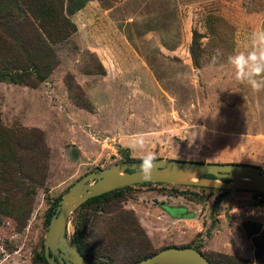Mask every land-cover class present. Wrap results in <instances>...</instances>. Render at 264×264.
I'll return each mask as SVG.
<instances>
[{
    "label": "rangeland",
    "instance_id": "obj_1",
    "mask_svg": "<svg viewBox=\"0 0 264 264\" xmlns=\"http://www.w3.org/2000/svg\"><path fill=\"white\" fill-rule=\"evenodd\" d=\"M73 1L62 12L75 30L52 46L57 62L44 80H0V125L34 173L16 169L17 180L0 183V264H44L50 208L83 175L125 154L140 159L128 147L136 135L157 158L264 168V88L231 62L257 49L264 0H87L70 14ZM119 192L70 217V238H83L94 261L200 244L224 264H264L261 192L161 182ZM123 236L135 251L117 246Z\"/></svg>",
    "mask_w": 264,
    "mask_h": 264
},
{
    "label": "trees",
    "instance_id": "obj_2",
    "mask_svg": "<svg viewBox=\"0 0 264 264\" xmlns=\"http://www.w3.org/2000/svg\"><path fill=\"white\" fill-rule=\"evenodd\" d=\"M86 1L87 0H74L73 2H76V6H70L71 9L68 10V13L71 14L76 9H80L86 4ZM63 4V0H0V25L4 27L5 31L13 34L12 36L14 37L12 41L7 35L3 34L4 32H0V80L9 77L10 82L28 83L29 76L33 73H35L34 76L37 79L44 80L47 73L53 70L52 68L57 62V58L52 46L67 40L75 30V26L62 12V9H64ZM197 43V37H195L194 43L191 44L190 47V52L195 64H199V48ZM18 70H21V72ZM80 104L90 107L86 102L80 101L79 105ZM9 135L10 132L0 125V183L9 184V182H13L14 179L17 180V178H15L16 169H20L23 175H29L31 179L34 178L32 169L23 166L25 158H22L23 152H20L19 149L10 145V141L12 142V140ZM15 148L17 150H15ZM124 159L135 161V159H131L128 154L124 155ZM208 177L212 178L213 176ZM146 183L141 185H146ZM124 187L91 197L87 199L80 208L94 203H101L103 198L116 192L122 195L119 191ZM220 190L223 192L229 191ZM61 198L62 197L58 198V201ZM217 203L218 201L215 199L212 210L216 209ZM55 208L57 207L50 208L51 213L47 218V222H49L52 214L55 212ZM78 210L79 208L72 214H76ZM132 220L134 222H132V224L135 225V218H132ZM126 228L127 226H124L123 230H126ZM246 232L249 236L253 234L248 230H246ZM146 237L147 235H145V238ZM121 239L123 240L121 241ZM121 239L117 246H119V244L123 246L124 244L122 243L127 242L125 245L131 246V249L135 251V247L128 242L129 237L123 236ZM72 242L76 245L77 250L93 264H132L153 254L152 252L140 255L136 252L132 259H128L123 257L125 254L121 252L120 257L114 254L113 258L110 259L111 261L106 263L103 260L94 261L91 259L93 254L90 250H87L88 248L85 246L83 238L80 237ZM200 246V244H194L191 247L201 251ZM166 247L169 246L167 245L164 248ZM88 253L91 254V256L88 255ZM202 253L210 264H224L226 262L222 257L220 259L212 258L207 256L204 252ZM37 257L36 261L48 264L43 250Z\"/></svg>",
    "mask_w": 264,
    "mask_h": 264
},
{
    "label": "water",
    "instance_id": "obj_3",
    "mask_svg": "<svg viewBox=\"0 0 264 264\" xmlns=\"http://www.w3.org/2000/svg\"><path fill=\"white\" fill-rule=\"evenodd\" d=\"M141 160H123L108 168H99L79 178L59 200L43 242L48 264H93L84 257L68 234L70 217L87 199L132 184L161 182L175 186H199L207 189L256 191L264 193V168L252 164L174 160L157 158L150 180L138 172ZM208 176H213L209 178ZM132 264H210L200 250L190 246L162 248Z\"/></svg>",
    "mask_w": 264,
    "mask_h": 264
},
{
    "label": "clouds",
    "instance_id": "obj_4",
    "mask_svg": "<svg viewBox=\"0 0 264 264\" xmlns=\"http://www.w3.org/2000/svg\"><path fill=\"white\" fill-rule=\"evenodd\" d=\"M257 49L247 55L241 53L231 58V62L238 69L241 77H251L250 85L254 90L264 88L255 77L264 76V31L254 33ZM128 147L133 152H140V165L138 172L142 179L150 180L155 171L156 155L146 149V141L142 134L131 137Z\"/></svg>",
    "mask_w": 264,
    "mask_h": 264
},
{
    "label": "crops",
    "instance_id": "obj_5",
    "mask_svg": "<svg viewBox=\"0 0 264 264\" xmlns=\"http://www.w3.org/2000/svg\"><path fill=\"white\" fill-rule=\"evenodd\" d=\"M237 192L241 193V191H239V190H237ZM242 192H243V191H242ZM243 193H244V192H243ZM241 194H242V193H241ZM183 199L192 203L193 208H195L194 211H196V208H199V207H200V205H199L198 202H196V201L188 200L187 198H184V197H183ZM189 202H187V203L189 204ZM258 202H259V201H258ZM193 203H194V204H193ZM184 204H185V207H186V206H188V207H192L190 204H189V205L186 204V203H184ZM194 211H192V212H194ZM220 246H221V245H220ZM219 251H220V250H219Z\"/></svg>",
    "mask_w": 264,
    "mask_h": 264
},
{
    "label": "built area",
    "instance_id": "obj_6",
    "mask_svg": "<svg viewBox=\"0 0 264 264\" xmlns=\"http://www.w3.org/2000/svg\"><path fill=\"white\" fill-rule=\"evenodd\" d=\"M261 195L258 196V200L257 201H262L264 202V193H260Z\"/></svg>",
    "mask_w": 264,
    "mask_h": 264
}]
</instances>
